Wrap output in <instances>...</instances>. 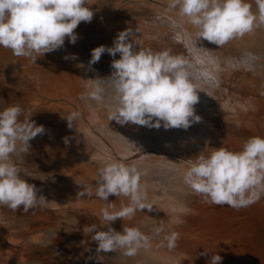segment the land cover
<instances>
[{
  "label": "bare ground",
  "instance_id": "obj_1",
  "mask_svg": "<svg viewBox=\"0 0 264 264\" xmlns=\"http://www.w3.org/2000/svg\"><path fill=\"white\" fill-rule=\"evenodd\" d=\"M128 2H133L131 4L134 8L147 9L149 13L147 15L150 16L146 19L142 15L139 20L131 17L132 19H123L120 23H115L114 25H117L113 29L115 33L110 34L112 37L109 42H111L107 45L113 46L118 33L131 28L135 40L138 41L137 50L142 48H150L154 52L170 50L172 55L182 56L185 50L189 51L191 48L186 58L194 65L189 70L193 83L202 89L197 90L199 101L194 105L195 113L201 117V120L194 122L187 129H165L163 124L157 129L133 123L121 125L115 119L109 121V115L115 107L114 92L106 79L108 77L103 78L106 75L100 77L94 76V73L92 77L82 73H77L78 75L75 76L76 72L71 74L74 77H69L68 85H64L62 90L66 97L65 102L58 100L53 102L50 96L45 99L39 96L34 98L31 95L36 105L32 106L30 103L31 111L29 110L28 115H31V112H38L39 106L45 100L48 101L49 105L46 103L48 112L46 111L43 116L51 118L54 124L53 132L58 133L60 137L59 141H56L58 143L55 142L56 151H52V153H60L56 158L55 166L62 167L67 176L66 181H63L66 189L62 186L64 192L62 193L59 188L61 193L56 191L59 196L56 195L54 200L50 198L52 200L47 203L49 205L42 208L49 211L48 215L56 222L49 224L45 229L42 227L44 233L34 239L35 248L54 243L63 234L66 237L65 248L71 253L64 264H82L91 261H99L100 264H210L211 257L215 254L223 258L221 264H264V195L250 206L235 209L228 205L218 206L206 202L204 196L193 193L183 181L189 159L194 161L199 155H208L214 148L220 147L241 151L250 137L264 136V94H262L264 93V26L219 47L203 38L197 40V29L187 23L186 18H182L178 10L169 9L168 0ZM250 2L253 3V11H256L254 0ZM92 5L94 7V4ZM173 20L178 25L175 29L171 26ZM177 33L191 34L187 46L174 39ZM119 58V53L112 57L105 52L98 63L102 68L111 67L112 60ZM209 59L213 63H209ZM198 60L202 63H198ZM202 72H209L210 76L205 78ZM96 81H99L102 89L103 98L99 102L87 97V92L96 88V84L93 85ZM45 94L48 96L46 92ZM79 98L84 99L83 104L79 102ZM72 112H79L80 116L73 127L69 128L66 116ZM27 117L30 119L29 116ZM65 138H68V143H65ZM109 160L135 165L139 169L141 183L147 192V203L153 205L151 210L145 208L137 211L131 220L118 218L111 225L120 232L124 227L135 226L152 237L150 247L140 249L134 256L124 255L122 249L98 254L96 252L98 244L91 240L92 234L84 232L86 225L93 224L98 230L107 229V226L101 223L99 214L109 203L115 206L110 211L120 210L122 205L126 206L129 203L127 197L118 198L115 195H110L107 201L94 194L79 195L85 186L95 193L99 170ZM48 192H46L47 199L51 196ZM173 220L183 222L173 224ZM159 227H163L164 231L157 235L155 229ZM172 231L178 232L180 237L176 247L169 249L164 236ZM29 233H24L25 237ZM23 241L24 245L30 246L29 240L26 244L25 240ZM13 243L16 242H12V245ZM21 251L27 250L21 249ZM31 254L32 252L29 258L32 257ZM28 259L20 263L37 264L35 262L37 259L33 258V262H29Z\"/></svg>",
  "mask_w": 264,
  "mask_h": 264
},
{
  "label": "clouds",
  "instance_id": "obj_2",
  "mask_svg": "<svg viewBox=\"0 0 264 264\" xmlns=\"http://www.w3.org/2000/svg\"><path fill=\"white\" fill-rule=\"evenodd\" d=\"M91 4V0H0V47L36 63L38 57L62 48L66 38L76 43L78 36L74 30L81 22L93 19ZM254 4L256 11L250 0H168L167 6L178 10L180 16L197 29V40L203 38L222 47L264 26V0H254ZM171 26L177 28V22L173 20ZM174 39L187 46L191 34L177 33ZM137 46L133 30L128 28L118 33L113 46L100 45L91 52L89 66L97 63L105 52L112 57L120 54L119 59L112 60L113 72L106 78L115 101L109 121L115 119L121 125L133 123L157 129L162 124L165 129H187L199 122L201 117L196 115L194 105L199 101L197 90L202 89L191 79L189 70L194 65L184 56L172 55L170 50H137ZM69 58L78 59L75 54L64 57ZM209 63L213 62L209 59ZM201 74L205 78L210 76L209 72ZM101 93L102 89L97 86L87 92V97L99 102ZM23 113L19 105L0 110V206L13 211L23 206V211L28 212L47 206L48 200L43 195L38 196L36 186L23 178L30 174L13 157L29 154L30 140L45 129L32 121L21 122ZM79 116V112L66 116L69 128ZM183 181L193 193L204 196L211 204L240 209L256 203L264 195V136L250 137L241 151L220 147L208 155H199L194 161L189 159ZM97 185L95 193L85 186L79 195L94 194L104 201L115 195L127 197L129 203L120 210L110 211L115 207L111 203L101 209L99 216L106 230H98L95 224L85 226L84 232L91 233V240L98 244L96 252L122 249L124 255L134 256L140 249L150 247L152 237L140 228L128 226L120 232L111 226L118 218L131 220L137 211L153 207L147 203L139 169L109 160L99 170ZM182 222L172 221L173 224ZM163 231V227L155 229L157 235ZM179 237L176 231L165 235L167 247L175 248ZM222 259L215 254L210 264H221Z\"/></svg>",
  "mask_w": 264,
  "mask_h": 264
},
{
  "label": "rangeland",
  "instance_id": "obj_3",
  "mask_svg": "<svg viewBox=\"0 0 264 264\" xmlns=\"http://www.w3.org/2000/svg\"><path fill=\"white\" fill-rule=\"evenodd\" d=\"M128 1L130 0H125L124 1L125 3L122 2V0L121 1L120 0H94V1L92 0L91 3L94 4V7L92 4L90 7L94 12L93 19L91 20V22H81L78 25V27L74 30L78 36L76 43L73 44L69 41V39L66 38L65 44L62 48L55 50L53 52H50V53H46L42 57H38L36 60V63H33L29 58L14 56L10 49L0 47V110H3L4 108L10 105H19L24 110L23 115L20 117L21 122L32 121L35 123L36 126L42 125L45 129V131L42 134H38L35 138L30 140L29 143H30L31 148H30L29 154L27 155L22 154L19 158L13 157V159H15L16 162L19 164V166L26 169L27 172L30 174V176H24L23 178L26 179L29 183L34 184L36 186L38 190L37 193H39L37 194L38 196H40L41 194L45 196L46 198H48L46 195V192L50 190L48 193H50L51 196H49V194L47 193L49 196V199H47L48 202L50 198L54 200V198L59 196V194H57L56 192L57 190L59 192V190L61 189L60 191L62 193L64 192L63 187L65 186L64 188L66 189V184H63V183L66 181L67 176H66L65 170H63L62 167L55 166L56 158L59 157L60 153L56 154L54 152L52 153V151H56L55 150L56 143H58L56 141H59L60 137L58 133L53 132L54 124L51 118L43 116L45 115V113L48 112V109H46L48 108L47 106L48 101L43 100L45 102V103L43 102L44 105L43 103L42 105L38 104V105H41L38 108L39 113L35 111V112H31V115L34 114L33 116L28 115L29 110L31 111V104L32 106L36 105L34 104L36 102L32 101L33 96L34 98L35 96L37 97L39 96L45 99L46 97L49 98L50 96L51 98H53V102H56L57 100L65 102L64 100L66 99V97L63 95L62 90L64 89L65 86L68 85L69 77H72V76L74 77V75H71V74H75L76 72L75 76L82 73L83 75L89 76V77L93 75V73H94V76H100V77H103L106 75L103 78L111 76L113 72L111 71L113 70L112 67L102 68L101 66H99L98 62L95 63L94 65L88 66L89 65L88 62L91 59L90 58L91 52L95 47H98L100 45L106 46L107 44H110L111 41L109 42V40H111V37H112V35L110 34H114L115 32L113 29L117 27V25H114L115 23L118 24V22L120 23L123 19L129 20V18L132 19L134 17H135L134 19L139 20L138 18L141 17L142 15L146 19L149 18L150 15H147L149 14L147 12V9L145 10L144 8L142 9L134 8L132 5L133 2H128ZM104 7H106L107 9ZM94 8L96 10H94ZM107 46L109 47V45ZM68 48H70V50ZM188 52L189 51L185 50V54H182V56L187 57ZM69 54L70 55L75 54L78 57V59H71V58L67 60L64 59V57ZM78 64H83L84 66L76 67V65ZM45 82H48V83L45 84ZM96 82H94L93 85L96 84L95 85L96 87L97 86L100 87L101 84L98 83L99 81L97 83ZM59 86L61 88H59ZM58 88H59V91H57ZM49 90H51L50 91L51 94H49ZM55 90L56 92H54ZM45 92L47 93L48 96H46ZM31 95L33 96L31 97ZM51 95L54 97H52ZM78 100L80 103L82 104L84 103V99L82 100L81 98L80 100L79 98ZM22 103L25 106H23ZM42 106H44L45 108ZM43 109L45 110L43 111ZM25 115L29 116L30 119H27L28 117ZM42 118L43 119L45 118V119L42 120ZM46 118H48V120ZM52 158L55 160H52ZM46 184H49L48 185L49 187L46 186ZM48 205L49 204H47V206ZM38 207L31 209L28 212H24L23 206H21L20 209H18L17 211H13L5 206H0V232H1L0 233V248H1L0 250H1V253L5 252L4 254L0 253V263L1 264H3L2 263L3 261L5 262L4 264H21L20 261L21 262L27 261L31 252H32L31 254L32 257H30L28 261L33 262L34 261L33 258H35L37 259L35 260L37 264H64L70 258L71 253L67 251V248H65L66 244H64V242H65L66 237H64L63 234L59 238H57L54 243H50L49 245H46V246H38V248H35L36 244L33 243L34 239L38 238L44 233V229L46 228V226L56 222L54 218L48 215L49 211H46L44 209L42 210V208H46V206L44 207L38 206ZM39 213H40V216H39ZM37 226L40 229H38ZM31 228L33 229L31 230ZM22 232H24L25 234H27V232H30V233L28 234V236L26 235L27 237L26 238L24 233ZM12 235H15V236H12ZM20 240L22 241L25 240V244H26V241L29 240L30 246L24 245V241H23V245H24L23 246L22 241L20 242ZM12 242H16V243H13L14 245H12ZM31 242L33 243L34 247L33 246L31 247L32 245ZM10 244L12 245L13 248L12 247L10 248L11 246ZM17 245L19 246L21 245V246L19 247ZM4 249H6V251H4ZM16 249L18 252L16 251ZM21 249L22 250L26 249L27 251L22 252ZM8 250H9V253L12 254V256L11 254L8 253ZM1 257H3L6 260H4L3 258L1 259ZM38 258L41 260H38ZM100 263L101 262L99 261H91L89 263L87 262V263H82V264H100Z\"/></svg>",
  "mask_w": 264,
  "mask_h": 264
}]
</instances>
